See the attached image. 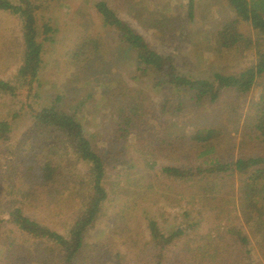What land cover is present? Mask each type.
Masks as SVG:
<instances>
[{"label": "trees", "instance_id": "obj_1", "mask_svg": "<svg viewBox=\"0 0 264 264\" xmlns=\"http://www.w3.org/2000/svg\"><path fill=\"white\" fill-rule=\"evenodd\" d=\"M67 1L0 0V11L16 15L21 22L19 66L11 80L0 79V97H8L10 101V105L2 104L6 110L4 117L0 118V140H9V133L17 126L16 121L21 120L22 115L31 119L33 128L25 130L20 136L28 140L21 148V153L15 157L22 195L19 198V194L14 192L12 182L7 186L10 190L7 212L11 222L34 241L28 247L13 240L2 242L6 252L0 256V264H91L99 259V253L94 251L100 245L94 233L89 231L98 226L102 210L111 202V193L119 188V178L122 176L125 184L140 183L136 189L141 191L149 192L153 187L148 176L144 174L132 176L128 171L117 172L112 179L106 161L97 154L82 125L73 115L57 107L61 97L56 96L51 105L40 104V107L33 100L38 97L42 82H46L43 73L45 45L56 42L51 21L46 20L40 11L49 9L52 5L63 7ZM197 1L213 7V10L223 9L224 25L219 27L220 16L204 17L203 20L195 22L198 17ZM94 8L101 16L105 28L115 31L122 44L127 47L121 54L132 51L136 70L141 75L150 73L157 80L154 89L159 86L168 91V96L166 94L156 107L154 98L142 89L134 90L122 84L113 90L111 72L98 77L106 81L104 86H113L111 90L116 92V97L122 93L135 94L123 103L117 101V123L113 132L116 140L131 143L134 150L142 156L144 166L149 172L155 168L156 158L168 161L184 158L182 162L185 163L161 166L160 171L162 176L185 185L193 194L203 192V195L212 198H224L228 189H232V192L235 190L243 221L251 231V234L241 232L233 220L227 218L225 228L205 232L194 242L199 245L193 251L188 252L186 247H181L179 253H184L186 260L191 255L195 264H247L246 262L252 261L255 251L252 239H256V244L264 256V158L253 155L254 149L259 152L261 148L258 145L264 146V79H261L264 77V0H183L181 3L179 0H103L95 3ZM117 11L135 15L134 19L148 33L151 41L134 31L118 16ZM86 14V10H81L80 15ZM246 24L249 31H243L244 34L240 27ZM200 26L203 27L199 28ZM184 39L195 50L194 53L192 49L184 52L185 57L196 54L201 59L200 55L205 53L216 62L224 58L225 53L237 49L251 53L255 62L228 75L220 72L212 73L206 78L183 75L179 73L173 55L161 50L169 48L172 41L179 43ZM81 41L74 43L77 48L71 47L69 50L73 49L69 59L75 64L92 63L95 56L105 49L102 37L93 32ZM47 76L48 81H57L53 74ZM55 86L51 83L52 88ZM253 89H257V98L250 102L245 116L241 119V135L245 138L243 144L250 146L245 158L228 162L218 159V151L225 141V138H221L225 132L222 125L202 127L192 124L183 132L174 133V124L167 126L166 122L157 118V109L162 115L167 112L181 113L184 104L188 102L215 103L226 90L244 96ZM91 94L89 92L85 99H89ZM21 98L24 99V104L18 109L14 108L16 100ZM29 99L33 103L28 104ZM230 108L229 113L234 116L238 125L241 116L239 107ZM195 117L205 118L204 115H190L189 123L192 120L197 122ZM182 124L185 125L184 121ZM37 131L40 134L56 133L64 139L65 149L72 153L65 150L58 157L48 156L44 153L45 143ZM47 141L56 146L52 139ZM194 161L200 163L194 165ZM74 163H84L87 169L84 174L71 176L68 180L66 175L72 169L67 168ZM62 183L72 191L69 193L71 198L68 204L64 206H70L76 201L77 213L65 234H57L45 225L25 217L23 210L26 206H34L40 209H56L55 214L59 213L61 209L58 208L63 205L60 199ZM203 198L205 197L200 200H204ZM213 209L216 212L218 210L216 207ZM217 213L223 219L228 216L224 210ZM105 217L106 226L110 223V218L113 225V216L105 214ZM144 220L151 234L150 241L153 248L155 247L153 264H162L175 235L183 239L189 229L193 230L197 226L192 223L185 228L178 222L174 226L175 234L170 237L168 233L159 230L157 221L151 220L149 216H145ZM143 252L136 253L135 262L139 261V255ZM115 253V257H118L119 252ZM102 259L101 256L100 260Z\"/></svg>", "mask_w": 264, "mask_h": 264}, {"label": "rangeland", "instance_id": "obj_2", "mask_svg": "<svg viewBox=\"0 0 264 264\" xmlns=\"http://www.w3.org/2000/svg\"><path fill=\"white\" fill-rule=\"evenodd\" d=\"M99 1L103 0H68L63 7L52 5L49 9L40 11L46 20L51 21V26L54 29L53 37L56 42L46 43L45 45L43 73L46 82H42L38 97L33 98L34 102L40 107V104L51 105L56 96L61 97L57 107L73 115L74 119L82 125L97 154L101 155L106 161L112 179L117 172L128 171L129 175L132 176L147 175L149 183L153 186L149 192L141 191L136 189L140 183L135 185L125 184L122 176L119 178V188L111 193V202L108 203L105 210H102V216L98 218L100 219L98 226L96 229L89 231L94 233V237L100 245L96 246L94 251L99 253V259L91 262V264H116L117 262L119 264H153L152 256L155 253L153 250L155 247L153 248V243L150 241L151 234H149V229L146 228L145 216L157 221L160 227H158L159 230L165 234L168 233L170 237L175 234L176 229L174 226L178 222H181V227L185 228L192 223H196L197 226L193 230L189 229L188 234L183 239L174 236L173 242L167 248L166 255L162 260V264H195L191 255L186 260V256L183 257L184 253H179L180 248L186 247L188 252L193 251L199 245L194 243L197 239L209 230L216 231L218 228H225L227 218L233 220L232 222L240 228L241 232L251 234V231L248 230L243 221L241 205L237 203L235 190L232 192V189H228L224 198L221 196L212 198V196L203 195V192L193 194L186 189L185 185L162 176L160 171L161 166L180 164L184 158L172 159V161L156 158L157 164L149 172L144 166L142 156L134 150L131 143L116 140L113 132L117 123L115 108L117 101L120 100V103H123L134 97L135 94L122 93L116 97V92L111 90L113 86V90L122 84L134 90L142 89L154 98L153 102L156 103V107L166 94L168 96V91L159 86L154 89L153 86L157 80L150 73L149 75H141L136 70L132 51L129 50L127 53L121 54L127 47L122 44L115 31L108 27L105 28L101 16L94 8L95 3ZM179 1L181 3L183 0ZM108 5L111 8L113 7L111 2H108ZM81 10H86L88 14L80 15ZM196 11L198 17L195 22L203 20L204 17L220 16L219 27L224 25L223 9L214 8L213 10V7L200 4L197 1ZM117 12L118 16L123 18L134 31L146 40L151 41L148 33L134 19L135 15H127L121 11ZM201 27L203 26L199 28ZM240 29L244 33L249 27L246 24L242 25ZM20 30L21 22L16 15L0 11V79L2 80H11L19 66L21 53ZM91 32L102 37L105 49L100 55L95 56L92 63L83 65L79 62L77 64L73 63L69 58L72 56V50L77 48L74 43L82 42L81 39L90 36ZM71 47L73 49L69 51ZM176 47L178 48L176 49ZM190 49H192V53L195 52L190 42L184 39L179 43L172 41L169 48H162L161 52H170L173 55L177 61L180 74L195 75L198 78H206L215 72L226 75L237 73L240 69L247 68L255 62V57L251 53H245L237 49L225 53L224 58L216 62L205 53L200 55L202 56L201 59L196 54L185 57L184 52ZM108 72L112 74L113 86L110 87L104 86L106 81L98 78ZM51 74L57 78V81H48L49 77L47 75ZM261 79H264V77ZM51 83L56 86L52 88ZM89 92L92 94L89 99H85ZM257 95V89H253L244 96H238L233 91L226 90L221 93L220 98L215 103L206 101L199 104H192L191 102L184 104V110L181 113L167 112L162 115L160 110L157 109V118L166 122L167 126L171 125L170 123L174 124V133H181L192 124L202 127L222 125L225 132L221 135V138H225V141L218 151V159L222 162L235 161L240 157H247V148L250 146L249 144L246 146L243 144L245 138L241 135L243 127L241 119L245 116L250 102L256 99ZM9 102L8 97H0V118L4 117L3 114L6 110V107L2 104L10 105ZM31 103L33 101L29 99L28 104ZM23 104L24 99L21 98L16 100V104L13 106L18 109ZM230 107H239L238 110L241 116L238 125L234 116L229 113ZM190 115L191 117L192 115H204L205 118L195 117L197 122L194 123L192 120V123H189ZM21 118V120L17 119L15 124L17 126L13 127V131L9 133V140L6 142L0 140V256L6 252V247L2 242L13 240L25 247L34 242L33 238H28L11 222L7 212L10 201V190L7 189V186L12 182L13 187H15L14 192L19 194V198L22 195L15 157L18 153H21V148L28 140L22 139L20 136L25 130L33 129L31 119L28 116L22 115ZM182 118L185 125L182 124ZM37 132L40 134L39 131ZM40 135L42 137L40 139L45 143L44 153L48 156L58 157L65 150L67 153H72L71 150L65 149L64 139L57 136L56 133L45 132ZM50 139L56 143V146L47 141H50ZM258 146L261 147L259 152L254 149L253 155L264 158V146ZM71 158H73V155ZM108 158H111V160H108ZM199 163L200 161H194V165ZM67 169H72V172L66 175L69 180L71 176L84 174L87 165L74 163L72 167ZM226 180L229 181L228 178ZM62 185L60 199L63 205L58 208L61 209L59 213L55 214L56 209H40L34 206H26L23 210L25 217L45 225L51 232L57 234H65L70 222L77 213L76 201L72 202L70 206H64L68 204V200L71 198L69 193H72V191L69 187L65 188L63 183ZM237 185L238 182L235 183V187ZM202 197L205 198L201 201ZM214 207L218 209H216L217 212L224 210V213H227L228 216L224 219L221 218L213 209ZM105 214L106 216H113V225L110 218L108 220L110 223L106 226L105 220H107V217H105ZM255 231H258V229ZM252 241L255 251L252 261L246 263L264 264V256L261 254L263 252L259 250L256 239H252ZM142 251L144 252L139 255V261L135 262L136 253ZM115 252H119L118 257H115ZM101 256L103 257L102 260H100ZM111 261H116V263Z\"/></svg>", "mask_w": 264, "mask_h": 264}]
</instances>
